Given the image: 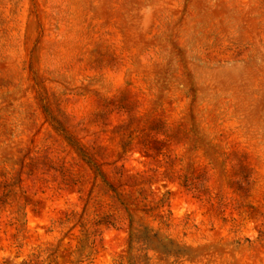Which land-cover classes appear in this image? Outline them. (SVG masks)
<instances>
[{
  "label": "rangeland",
  "instance_id": "374dc122",
  "mask_svg": "<svg viewBox=\"0 0 264 264\" xmlns=\"http://www.w3.org/2000/svg\"><path fill=\"white\" fill-rule=\"evenodd\" d=\"M0 264H264V0H0Z\"/></svg>",
  "mask_w": 264,
  "mask_h": 264
}]
</instances>
